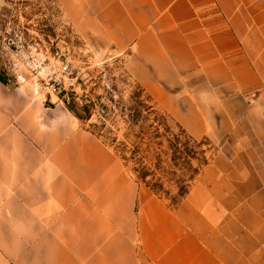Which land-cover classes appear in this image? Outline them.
I'll return each instance as SVG.
<instances>
[{
	"label": "crops",
	"instance_id": "obj_1",
	"mask_svg": "<svg viewBox=\"0 0 264 264\" xmlns=\"http://www.w3.org/2000/svg\"><path fill=\"white\" fill-rule=\"evenodd\" d=\"M54 1L188 133L236 156L215 155L172 208L63 101L0 82V264H264V0ZM15 6L0 0V35Z\"/></svg>",
	"mask_w": 264,
	"mask_h": 264
},
{
	"label": "rangeland",
	"instance_id": "obj_2",
	"mask_svg": "<svg viewBox=\"0 0 264 264\" xmlns=\"http://www.w3.org/2000/svg\"><path fill=\"white\" fill-rule=\"evenodd\" d=\"M34 46L38 47L45 66L61 60L70 63L77 80L75 90L56 95L43 87V80L37 77L32 62L31 48ZM0 72L6 75L10 84L33 85L43 93L46 101L56 96L77 113L73 114L85 130L122 159L121 152L111 142L113 137L122 139L120 130L125 128V124L121 114L130 113L135 106L132 97L139 92L141 85L128 71L125 55L100 53L91 48L64 22L54 0H16L10 28L0 35ZM159 109L160 113L169 115L181 124L178 119ZM168 123L174 127L170 119ZM192 136L198 140L209 138L217 147L215 155L224 158L236 156L235 143L226 147L224 138L216 140L210 135ZM166 200L172 208L179 206H174L172 199Z\"/></svg>",
	"mask_w": 264,
	"mask_h": 264
},
{
	"label": "trees",
	"instance_id": "obj_3",
	"mask_svg": "<svg viewBox=\"0 0 264 264\" xmlns=\"http://www.w3.org/2000/svg\"><path fill=\"white\" fill-rule=\"evenodd\" d=\"M0 82L10 89L18 86L16 82L10 84L1 72ZM132 98L135 106L130 113L121 114L123 137H113L111 144L121 152L126 167L140 183L178 206L212 162L217 147L207 137L196 139L169 115L160 113L157 103L141 86ZM67 108L77 114L70 106Z\"/></svg>",
	"mask_w": 264,
	"mask_h": 264
},
{
	"label": "built area",
	"instance_id": "obj_4",
	"mask_svg": "<svg viewBox=\"0 0 264 264\" xmlns=\"http://www.w3.org/2000/svg\"><path fill=\"white\" fill-rule=\"evenodd\" d=\"M31 54L37 77H41L43 87L48 89L50 93L62 95L75 90L77 80L71 71L68 61L61 60L45 66V61L41 59L42 57L37 46L31 48Z\"/></svg>",
	"mask_w": 264,
	"mask_h": 264
}]
</instances>
